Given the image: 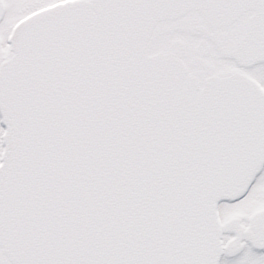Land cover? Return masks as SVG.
<instances>
[{
    "label": "snow or ice",
    "instance_id": "obj_1",
    "mask_svg": "<svg viewBox=\"0 0 264 264\" xmlns=\"http://www.w3.org/2000/svg\"><path fill=\"white\" fill-rule=\"evenodd\" d=\"M0 264H264V0H0Z\"/></svg>",
    "mask_w": 264,
    "mask_h": 264
}]
</instances>
